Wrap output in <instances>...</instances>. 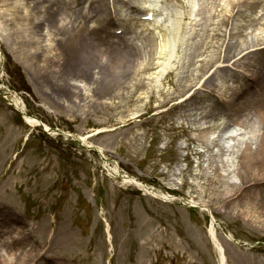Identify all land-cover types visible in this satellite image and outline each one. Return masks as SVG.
I'll return each instance as SVG.
<instances>
[{
    "label": "rangeland",
    "instance_id": "374dc122",
    "mask_svg": "<svg viewBox=\"0 0 264 264\" xmlns=\"http://www.w3.org/2000/svg\"><path fill=\"white\" fill-rule=\"evenodd\" d=\"M180 11L179 0H0V245L10 254L0 259L220 264L208 208L227 264H264V130L253 110L264 54L243 55L264 25L216 16L211 32L225 36L192 65L186 28L199 14L180 20ZM234 26L247 36H229ZM126 31L141 55L120 45ZM133 64L135 74L113 82ZM238 97L252 109L246 125L232 121ZM17 103L47 126L26 121ZM219 117L240 130L228 150L225 123L210 125Z\"/></svg>",
    "mask_w": 264,
    "mask_h": 264
},
{
    "label": "bare ground",
    "instance_id": "6f19581e",
    "mask_svg": "<svg viewBox=\"0 0 264 264\" xmlns=\"http://www.w3.org/2000/svg\"><path fill=\"white\" fill-rule=\"evenodd\" d=\"M224 1H225V5L221 4V0H202V2H203L202 6L196 10L195 6L191 3L192 0H179L180 5L183 7V11H180V13H183L180 17V20H181V18L184 19L186 17L194 20L193 17L195 15L199 14V17H198L199 20L196 22V25L193 28V30L186 28L187 30L192 31L191 37L190 36L188 37V38H193L192 40H189V43L192 46L191 53H190V63L192 65L195 64L196 57L199 55V53L205 52L206 46H212V42H213L212 40L214 38H218V39L222 40L225 36V34H222L221 32L217 31L218 25L216 26L215 32H211V30H212L211 26L216 25V22H215L216 16H218L220 18L218 21V24L223 23L226 25V23L229 22L228 19L230 17L241 16V17H243L245 24H249V25L262 24V25H264V21H261L264 19V0H224ZM128 5L131 6V3H129ZM218 5L220 6V9H219ZM228 9H230L229 12L227 11ZM175 24L177 26H179V21L177 20L175 22ZM163 25L164 26L161 27V30H164L166 32V34L168 35V33H170V32H168V30L170 29V27H169L170 26V20H166L165 22H163ZM128 28H130V25L128 26ZM232 28L235 31L233 29L229 28V31L227 32L229 36L234 35V33L242 34L245 37L247 36L245 33L243 34L242 31H239L238 26H234ZM118 38L120 41V45L122 47H127V49L133 51L132 56L141 55L138 43H135L130 38L127 31L122 35H118L117 39ZM158 38H159L158 36L153 34V37L151 38V43H150L151 49L153 47H155ZM224 40H225V42L222 44L224 47V55L223 56L225 59L229 55L230 39H224ZM165 42H166V44L171 43L172 42L171 38H169V37L166 38ZM244 45L247 48L254 46V49H250L243 54L245 58L250 57L254 53L256 47H258V46L259 47L256 49V51L262 52L264 54V27L262 28V32L254 33L253 36L251 37L250 41L245 40ZM239 47L242 48L241 45H239ZM130 52L131 51H129V54H130ZM147 55H149V54H146V57L150 56V55L149 56H147ZM132 56L130 59H132ZM127 58H129V55ZM127 58H123V59H127ZM121 61H123V60H121ZM245 63L246 64H252L251 61H248ZM130 67L133 69L130 70L129 69ZM135 70H136L135 64L129 65V67H124L118 73L117 76L113 77V82H114V80H117L120 82L123 79H128L129 76L131 75L132 71L134 74L136 73ZM257 71H258L259 77L261 79L262 76L264 75V67H262L260 65ZM260 82H261L260 83V89L262 91L261 92V94H262V97H261L262 103L261 104L263 107L259 105L257 107V109H253V110L257 112V116H258L257 121L259 122V125H261L260 128L262 130H264V79H262ZM240 89H242V86ZM243 89L247 90L248 86L243 87ZM240 99L241 98L238 97L236 99V103L232 104V107L230 108L232 110H235L232 121H234L235 122L234 124H236V125L239 124L240 122L245 124L244 121H246V119L250 115H252V112H251L252 109H249V107L246 108L244 106V104L246 103V100L241 99V101H240ZM213 112H218V111H213ZM26 118L30 121L39 123V120L32 115L26 114ZM232 123L233 122L226 123L222 117H219L218 119H216L210 123V125H212V126L224 124L223 126L225 127V132L223 133V138H226V139H225L223 145H224L226 150H228L231 146H233L235 144L232 142L230 137L235 138L237 136V134H239V131H240L238 129V126H232ZM236 139H234V141ZM225 154H227V151H225ZM263 155L261 152L260 158H262ZM251 162H253V158L251 157V150H247V152H245V166L248 167L251 164ZM211 233H212L213 238L215 239V243L217 244V246L220 249L221 264H226V256L224 254V248L216 240L213 227L211 228ZM2 256H10V254H7V252H5L4 255H2ZM9 263H11V261L8 258L6 259L3 257V259H0V264H9ZM18 263H19V261H18Z\"/></svg>",
    "mask_w": 264,
    "mask_h": 264
}]
</instances>
